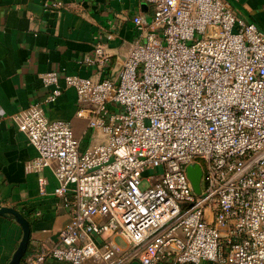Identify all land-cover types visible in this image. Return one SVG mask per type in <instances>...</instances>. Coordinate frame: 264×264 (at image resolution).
<instances>
[{"label":"built area","instance_id":"1","mask_svg":"<svg viewBox=\"0 0 264 264\" xmlns=\"http://www.w3.org/2000/svg\"><path fill=\"white\" fill-rule=\"evenodd\" d=\"M145 2L152 18L133 16L136 34L115 75H40L44 103L60 97L62 79L101 143L82 149L71 124L50 120L39 103L11 117L38 151L28 171L52 168L54 195L69 210L56 243L26 264H264V32L225 0ZM83 61L114 64L101 44ZM45 183L40 176L41 193Z\"/></svg>","mask_w":264,"mask_h":264},{"label":"crops","instance_id":"2","mask_svg":"<svg viewBox=\"0 0 264 264\" xmlns=\"http://www.w3.org/2000/svg\"><path fill=\"white\" fill-rule=\"evenodd\" d=\"M58 9H46L44 0H0V205L19 211L30 224V239L24 263L34 252L56 243L58 234L69 223V210L54 195L58 182L52 168L28 171L27 163L38 156L37 149L20 132L11 117L39 103L50 120L69 122L86 149L104 138L87 129L85 118L76 115V94L63 88L51 104L40 75L55 71L103 79L115 75L135 37L133 16L150 21L152 7L145 0H61ZM235 15L254 23L264 32V0H225ZM109 36L111 38H109ZM95 44L111 55L113 66L98 70L84 63ZM46 179L44 193L38 178ZM21 227L11 218L0 216V264H8L21 239ZM124 256L127 249L118 236ZM22 264V263H21ZM45 264H70L47 260ZM117 264H141L125 259ZM208 264V263H203Z\"/></svg>","mask_w":264,"mask_h":264},{"label":"water","instance_id":"3","mask_svg":"<svg viewBox=\"0 0 264 264\" xmlns=\"http://www.w3.org/2000/svg\"><path fill=\"white\" fill-rule=\"evenodd\" d=\"M187 176L191 182L193 191L196 194L200 193V181L202 170L199 165L189 166L187 168ZM0 216L11 218L14 220L22 230L21 239L18 243L8 264H21L24 256L27 253L29 239H30V224L27 219L16 209L0 205Z\"/></svg>","mask_w":264,"mask_h":264},{"label":"rangeland","instance_id":"4","mask_svg":"<svg viewBox=\"0 0 264 264\" xmlns=\"http://www.w3.org/2000/svg\"><path fill=\"white\" fill-rule=\"evenodd\" d=\"M147 187H148V183H147L146 181H143V182H142L141 189L143 190V189H145V188H147Z\"/></svg>","mask_w":264,"mask_h":264},{"label":"trees","instance_id":"5","mask_svg":"<svg viewBox=\"0 0 264 264\" xmlns=\"http://www.w3.org/2000/svg\"><path fill=\"white\" fill-rule=\"evenodd\" d=\"M37 251H38V250H37ZM34 253H35V252H34ZM25 257H26V255L24 256V258H23V260H22V262H21L22 264L24 263V259H25Z\"/></svg>","mask_w":264,"mask_h":264}]
</instances>
